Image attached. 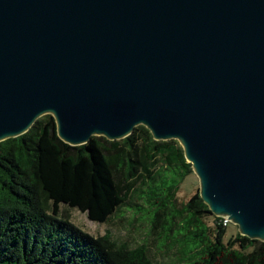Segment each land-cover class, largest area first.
Masks as SVG:
<instances>
[{"label": "water", "instance_id": "1", "mask_svg": "<svg viewBox=\"0 0 264 264\" xmlns=\"http://www.w3.org/2000/svg\"><path fill=\"white\" fill-rule=\"evenodd\" d=\"M176 140L215 217L264 241V0H0V142Z\"/></svg>", "mask_w": 264, "mask_h": 264}, {"label": "trees", "instance_id": "2", "mask_svg": "<svg viewBox=\"0 0 264 264\" xmlns=\"http://www.w3.org/2000/svg\"><path fill=\"white\" fill-rule=\"evenodd\" d=\"M57 136L46 114L0 142V264H154L145 244L130 248L59 219L61 204L97 223L127 205L159 248L176 249L178 264H264V241L227 236L198 189L177 206L193 172L176 140H155L141 124L120 140L94 135L71 146Z\"/></svg>", "mask_w": 264, "mask_h": 264}, {"label": "rangeland", "instance_id": "3", "mask_svg": "<svg viewBox=\"0 0 264 264\" xmlns=\"http://www.w3.org/2000/svg\"><path fill=\"white\" fill-rule=\"evenodd\" d=\"M198 179L193 174L185 177L180 185V190L177 193V206L180 208L181 203H184L198 189ZM57 217L59 219H67L74 226L90 235L110 234L111 240L117 244H126L127 247H135L145 244L148 247L151 258L154 264H178L176 249L169 250L166 246H158V238L155 233H149V222L141 216L140 213H134L127 205L121 206L107 221L97 223V221L89 220L85 213L70 208L66 204H61ZM210 220V218H208ZM237 225L230 223L226 227V235L230 236L237 232Z\"/></svg>", "mask_w": 264, "mask_h": 264}, {"label": "built area", "instance_id": "4", "mask_svg": "<svg viewBox=\"0 0 264 264\" xmlns=\"http://www.w3.org/2000/svg\"><path fill=\"white\" fill-rule=\"evenodd\" d=\"M220 218H221L222 225L228 226L230 224V221L227 218L225 217H220Z\"/></svg>", "mask_w": 264, "mask_h": 264}]
</instances>
